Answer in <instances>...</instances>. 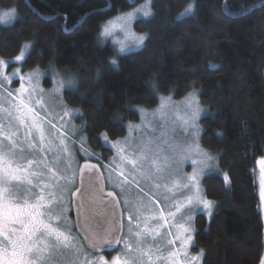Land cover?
Instances as JSON below:
<instances>
[{
  "label": "trees",
  "instance_id": "1",
  "mask_svg": "<svg viewBox=\"0 0 264 264\" xmlns=\"http://www.w3.org/2000/svg\"><path fill=\"white\" fill-rule=\"evenodd\" d=\"M142 1L0 0V10H17L12 24L0 23V58L14 59L31 44L23 70L38 66L47 90L53 84L50 65L66 76L78 73L79 90L66 88L64 99L84 114L74 121L85 125L77 135L87 138L101 164L113 155L102 132L124 138L127 125L140 121L139 109L156 108L161 95L181 101L195 85L208 110L200 142L218 154L220 171L203 179L215 208L211 218L196 214L192 252L205 250L202 264H259L264 221L256 161L264 157V0H194V13L183 17L193 0H154V15L135 23L138 32L148 34L145 46L117 54L110 43H101V25Z\"/></svg>",
  "mask_w": 264,
  "mask_h": 264
},
{
  "label": "snow or ice",
  "instance_id": "2",
  "mask_svg": "<svg viewBox=\"0 0 264 264\" xmlns=\"http://www.w3.org/2000/svg\"><path fill=\"white\" fill-rule=\"evenodd\" d=\"M153 3L144 0L134 11L102 24L99 35L108 36L120 27L131 44H122L119 53L142 48L148 34L137 35L133 23L138 17L153 16ZM16 11L0 13V23L15 19ZM194 11L193 0L180 16ZM30 47L25 43L15 56L12 72L11 62L0 58V264H202L205 250L191 251L194 220L198 210L212 217L215 204L202 191V180L220 169L214 163L218 154L200 142L201 118L208 110L202 107L195 85L178 118L179 136L175 130L169 138L154 136L174 107L171 95H161L148 124L146 110L139 109L141 124L129 123V136L111 139L108 132L100 134L114 153L101 164L87 138L77 135L85 125L74 121L84 114L64 99L66 88L79 90L78 73L66 76L50 65L54 87L44 89L45 73L38 66L22 71ZM110 62L117 65L116 59ZM14 83L19 86L14 88ZM153 90L158 91L155 85ZM137 131L138 138L132 135ZM189 162L187 172L184 166ZM256 163L258 206L264 211V157ZM223 181L230 183L227 172ZM133 189L136 195L130 199ZM73 209L75 224L69 215ZM106 247L117 249L116 254L109 258L103 251ZM259 264H264V255Z\"/></svg>",
  "mask_w": 264,
  "mask_h": 264
},
{
  "label": "rangeland",
  "instance_id": "3",
  "mask_svg": "<svg viewBox=\"0 0 264 264\" xmlns=\"http://www.w3.org/2000/svg\"><path fill=\"white\" fill-rule=\"evenodd\" d=\"M144 1H142V2H140L139 4H138V6H136V7H139L140 6V4L141 3H143ZM152 10H153V8H152ZM132 11H134V8L133 9H131L130 11H128V12H132ZM4 12V10H0V13H3ZM17 15V14H16ZM120 16V15H119ZM118 17V16H117ZM152 17V16H151ZM148 18H150V17H148ZM148 18H144V17H138L137 18V20H140V19H148ZM17 18H16V16H15V19H13V20H11V21H8V22H4V23H2L3 25H9V24H12L15 20H16ZM116 19V17L115 18H113V19H111V20H115ZM136 20V21H137ZM109 21V20H108ZM107 21V22H108ZM136 21L133 23V28H132V30L137 34V35H141V34H143V33H140V32H138L137 30H136V28H135V23H136ZM107 22H105L104 24H106ZM103 31V28L101 27V31H100V33ZM99 39H100V42L101 43H103V44H105V43H110L113 47H114V49L116 50V53L117 54H127V53H130V52H133V51H136V50H139V49H136L135 47H129L128 48V50L126 51V52H124V53H119V49H120V47H121V45L122 44H124V45H130L131 44V39L128 37V36H126L125 35V33H124V31H122L121 30V28L120 27H116V28H114L113 30H112V32H111V34L110 35H108V36H100L99 35ZM146 42V41H145ZM141 49V48H140ZM6 61H9V62H11L10 63V67H9V69H8V71L9 72H12V71H14V66H16L17 65V62L15 61V58L14 59H9V60H6ZM12 65V66H11ZM22 71L24 72V70H23V67H22ZM26 73V72H25ZM43 73V72H42ZM51 84H52V81H51ZM19 86V84L18 83H14L13 84V87L15 88V87H18ZM41 86L43 87V82H42V79H41ZM52 87H51V89L54 87V84H52L51 85ZM43 88H45V87H43ZM46 90H47V88H45ZM50 90V89H49ZM189 96V95H188ZM187 96V97H188ZM187 97H185L184 99H182L181 101H176V100H174L173 99V104H174V107L173 108H171L170 109V111H169V113H168V115H167V117H166V120L164 121V127H157L156 128V130H155V132H154V136L155 137H161V136H163L164 138H169V137H171L172 136V134H173V130H175V134L177 135V136H179V133H180V129L177 127V124H178V118L182 115V113H183V105H184V102H185V100H186V98ZM160 105V104H159ZM158 107L159 106H157L156 108H153V109H144V110H146L145 111V116H146V120L144 121V123L145 124H148V122L149 121H151V118H152V112L154 111V110H156V109H158ZM139 114H140V111H139ZM206 114H207V112L206 113H204L203 115H202V117H204V116H206ZM140 116H141V114H140ZM132 124H135V125H140L141 124V118H140V121L139 122H137V123H132ZM149 132H151V128H149ZM140 134H141V132L140 131H137L135 134H132V135H134L135 137H139L140 136ZM130 135V133H129V131H128V133H127V135L125 136V137H127V136H129ZM200 135H201V132H200ZM123 139V138H122ZM114 154V153H113ZM215 164H217L218 165V161L216 160L215 162H214ZM191 164H190V162L188 163V164H185V166H184V169H185V171H187V172H190L191 171ZM213 173H215V172H210V173H208V174H206V176L207 175H209V174H213ZM205 176V177H206ZM204 177V178H205ZM166 180H167V177H165V179H163V180H161V183H164V182H166ZM202 183H203V180H202ZM203 185V184H202ZM108 187V186H107ZM108 189H110V190H112V188L111 187H108ZM117 191H119V189H117ZM161 191H163V190H161ZM202 191H203V188H202ZM67 195V194H66ZM135 195H136V190L135 189H133L132 190V192L130 193V199L131 198H134L135 197ZM215 204V203H214ZM213 211H214V209H213ZM200 212H202V213H204L203 211H201V210H198L197 212H196V214L197 213H200ZM72 213V212H71ZM71 213L69 214L70 215V217H71ZM205 214V213H204ZM196 216V215H195ZM262 216H263V221H264V211H262ZM71 220H72V222H73V224H74V220L71 218ZM124 222H125V232L127 231V228H128V224H127V219H126V217H125V219H124ZM193 247V246H192ZM191 251H192V249H191ZM194 253V252H193ZM116 254V253H115ZM114 254V255H115Z\"/></svg>",
  "mask_w": 264,
  "mask_h": 264
},
{
  "label": "water",
  "instance_id": "4",
  "mask_svg": "<svg viewBox=\"0 0 264 264\" xmlns=\"http://www.w3.org/2000/svg\"><path fill=\"white\" fill-rule=\"evenodd\" d=\"M130 1H132V0H130ZM91 162H93V161H91ZM83 163V162H82ZM93 163H96V162H93ZM79 185V179L77 178V186ZM106 188H107V190H110V189H108V187L106 186ZM72 213H73V220H74V224H75V220H76V213H75V210L73 209L72 210ZM123 228H124V231H125V222L123 221ZM119 247V246H118ZM113 250H115V249H109V248H105L103 251H104V253L106 254V253H108V252H110V251H113Z\"/></svg>",
  "mask_w": 264,
  "mask_h": 264
}]
</instances>
